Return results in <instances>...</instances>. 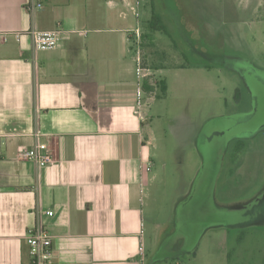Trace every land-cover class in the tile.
Here are the masks:
<instances>
[{"label":"crops","instance_id":"0c3cea01","mask_svg":"<svg viewBox=\"0 0 264 264\" xmlns=\"http://www.w3.org/2000/svg\"><path fill=\"white\" fill-rule=\"evenodd\" d=\"M30 1L40 7L28 11ZM157 2L141 0L136 18L134 0H0V264H31L24 235L37 222L52 235L56 264H149L158 251V211L150 210L158 204V170L151 169L158 146L148 121L161 98L158 82L168 90L169 47L179 46L160 23ZM137 24L153 69L144 120L134 113L126 38ZM53 29L59 45L36 49L29 31ZM184 60L178 67L190 65ZM37 141L54 163L38 167L19 157L20 147ZM147 224L156 232L153 246Z\"/></svg>","mask_w":264,"mask_h":264},{"label":"rangeland","instance_id":"374dc122","mask_svg":"<svg viewBox=\"0 0 264 264\" xmlns=\"http://www.w3.org/2000/svg\"><path fill=\"white\" fill-rule=\"evenodd\" d=\"M157 6L179 47L165 35V62L174 66L165 67L168 90L148 121L158 146V204L150 209L158 211V251L148 263L264 264V0ZM183 51L190 65L180 68ZM191 181L189 196L174 204Z\"/></svg>","mask_w":264,"mask_h":264},{"label":"built area","instance_id":"2783aa9c","mask_svg":"<svg viewBox=\"0 0 264 264\" xmlns=\"http://www.w3.org/2000/svg\"><path fill=\"white\" fill-rule=\"evenodd\" d=\"M136 18L139 17L138 6L141 0H134ZM40 7L33 1L26 5L28 11ZM33 45L38 50H50L59 45L60 30H31ZM127 42L129 43V51L134 62L135 74V106L134 113L142 120L143 107L145 105L144 83L153 76V69L146 63L143 53V31L140 24L126 31ZM19 157L32 160L38 167H45L54 163L55 159L46 143L37 141L30 148H21L18 151ZM150 169V164L146 166V170ZM24 238L28 244V253L31 264H56L52 253V235L46 227L37 222L35 225L28 227L25 231ZM139 254L143 255L142 245L138 248ZM143 257V256H142ZM141 262H143L141 258ZM143 264V263H142Z\"/></svg>","mask_w":264,"mask_h":264},{"label":"trees","instance_id":"16d2710c","mask_svg":"<svg viewBox=\"0 0 264 264\" xmlns=\"http://www.w3.org/2000/svg\"><path fill=\"white\" fill-rule=\"evenodd\" d=\"M150 24V22H149ZM145 35H143V39H144ZM145 88H149L147 85H145ZM158 88H159V96H162L165 94L166 92V86L164 84V82H158Z\"/></svg>","mask_w":264,"mask_h":264}]
</instances>
